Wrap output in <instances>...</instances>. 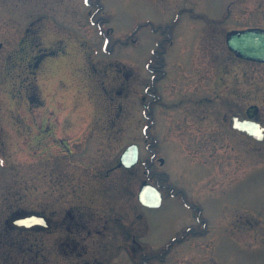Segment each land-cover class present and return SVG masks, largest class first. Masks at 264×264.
Instances as JSON below:
<instances>
[{"label":"rangeland","instance_id":"rangeland-1","mask_svg":"<svg viewBox=\"0 0 264 264\" xmlns=\"http://www.w3.org/2000/svg\"><path fill=\"white\" fill-rule=\"evenodd\" d=\"M207 5L222 23L197 29ZM247 27L264 28V0H0V264H118L101 222L158 178L167 201L139 207L141 234L146 215L179 231L189 205L223 224L163 264H264V142L229 129L250 105L264 125V64L225 45ZM131 143L138 165L116 168ZM31 210L52 229H7ZM78 210L95 223L71 252L61 223Z\"/></svg>","mask_w":264,"mask_h":264},{"label":"flooded vegetation","instance_id":"flooded-vegetation-1","mask_svg":"<svg viewBox=\"0 0 264 264\" xmlns=\"http://www.w3.org/2000/svg\"><path fill=\"white\" fill-rule=\"evenodd\" d=\"M220 9H215L214 6L207 5L199 10L198 13L201 14L199 17H192L190 19L198 21L196 25L194 24V27L197 29L204 28V26L207 24H214L217 26L218 24L222 23V19L220 20L218 17V15L221 13ZM230 30H227L226 34ZM190 45L188 44L182 51L189 52L188 48L190 47ZM234 115L246 117V113H235ZM257 117L258 115L256 116V118ZM231 131L239 134L244 138H247L236 131ZM247 139L253 140L251 138ZM158 179L155 182V185H157L162 192L161 205L158 208L151 209L143 207L146 211H156L161 208L167 201V198L165 197L163 192L162 185L160 184V180ZM170 195L176 196V194L174 193H171ZM123 201H125L124 198ZM140 206L141 204L138 201L137 192L135 194V198H133L131 207L130 204L126 205L125 202H123L120 208H117L116 211H111L110 214H107L105 216L103 222H101V230H99V232H101L102 238L101 246L103 251L105 252V257L107 259L112 257L117 260L118 264H163L168 261L169 258L167 257V253L171 248H180L181 245H185V243L189 242V239H191V237H195L198 240L197 246L201 250L202 248H204L203 241L205 237L208 236L209 240L213 241L215 237L214 233L217 229L223 226V224L219 222V215H213L212 217L214 219V222L211 223V221L209 222L208 218L205 217V214L201 208L189 205L190 209L188 208V211H190L191 214H186L184 216V220L180 222L179 231H167L165 232V234H163L162 232L156 230L155 222L153 219L154 217L146 215L143 218L144 231L141 234L140 232L142 228V218L141 214L139 213ZM81 214L82 213L79 210L77 213L75 211H70L68 218H64L61 223V225L65 227L70 233V240L68 244L69 250L71 252L75 251L78 248L77 238H79L84 232L86 235H90L92 229L94 228L95 222L92 220V218L87 220L86 218H83L84 215ZM46 216L48 217V215ZM48 219L52 227V221L49 217ZM233 225H235L234 222ZM96 230L97 229H95V231ZM142 236L149 241H153V244L150 243L149 245H157L158 249L152 251L144 249V244L141 241ZM68 244L65 243V245ZM160 248H162L163 250H161ZM165 253L166 256L164 255ZM199 264H204V261L199 262Z\"/></svg>","mask_w":264,"mask_h":264},{"label":"water","instance_id":"water-1","mask_svg":"<svg viewBox=\"0 0 264 264\" xmlns=\"http://www.w3.org/2000/svg\"><path fill=\"white\" fill-rule=\"evenodd\" d=\"M227 49L240 60L264 64V29L246 28L230 31L225 39ZM1 47V45H0ZM258 107L251 105L246 109V117L231 115L230 129L257 141H264V126L254 117ZM161 163L162 159L159 160ZM138 162V147L128 145L119 157L117 167L129 169ZM140 203L149 208H156L161 204V193L157 187L143 182L138 193ZM6 224L18 231H32L36 229L49 230L51 225L46 216L34 211L21 212L11 215Z\"/></svg>","mask_w":264,"mask_h":264}]
</instances>
